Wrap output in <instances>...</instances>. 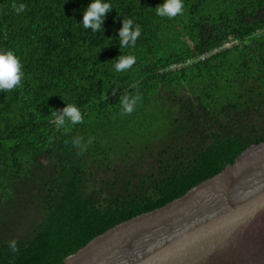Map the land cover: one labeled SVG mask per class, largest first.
Returning a JSON list of instances; mask_svg holds the SVG:
<instances>
[{"label": "trees", "instance_id": "obj_1", "mask_svg": "<svg viewBox=\"0 0 264 264\" xmlns=\"http://www.w3.org/2000/svg\"><path fill=\"white\" fill-rule=\"evenodd\" d=\"M91 2L0 0V50L23 72L0 91V264H64L264 141V0H183L171 19L156 14L165 0H105L99 32L82 24ZM124 17L141 35L116 72ZM121 94L141 97L130 115ZM67 102L83 122L65 134L51 112ZM75 136L93 142L81 152Z\"/></svg>", "mask_w": 264, "mask_h": 264}, {"label": "water", "instance_id": "obj_2", "mask_svg": "<svg viewBox=\"0 0 264 264\" xmlns=\"http://www.w3.org/2000/svg\"><path fill=\"white\" fill-rule=\"evenodd\" d=\"M64 264H264V141L182 197L98 235Z\"/></svg>", "mask_w": 264, "mask_h": 264}, {"label": "clouds", "instance_id": "obj_3", "mask_svg": "<svg viewBox=\"0 0 264 264\" xmlns=\"http://www.w3.org/2000/svg\"><path fill=\"white\" fill-rule=\"evenodd\" d=\"M12 9L17 15L26 10V5L23 3H13ZM156 14L169 19L182 15L184 11L183 0H165L164 3L155 7ZM112 10V5L105 0H92L83 13L82 24L86 29H91L93 32L103 30L104 20L107 13ZM262 34L260 29H257L252 35L254 38H259ZM141 35V27L139 24H134V21L128 17H124L122 27L119 29V44L121 54L114 58L116 72H124L130 69L136 61V57L132 54H123L125 48H135L136 41ZM22 65L19 58L11 49L0 50V91L8 92L18 87H22ZM115 94V91L113 92ZM141 99L139 95L130 96L121 94L119 104L121 105V114L130 115L134 110L137 102ZM51 116L57 130L63 129L64 133L70 132V125H76L83 122V115L80 109L73 103H66V106L60 110L54 109ZM93 141L88 139L87 144L82 136H75L71 139L72 145L82 151L87 150V145ZM67 143V141H66ZM9 248L12 252H18L16 241L13 239L9 243Z\"/></svg>", "mask_w": 264, "mask_h": 264}]
</instances>
